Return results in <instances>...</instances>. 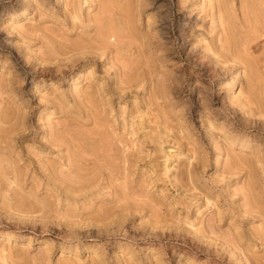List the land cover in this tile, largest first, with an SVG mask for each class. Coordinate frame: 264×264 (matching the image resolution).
Segmentation results:
<instances>
[{
	"label": "rangeland",
	"instance_id": "obj_1",
	"mask_svg": "<svg viewBox=\"0 0 264 264\" xmlns=\"http://www.w3.org/2000/svg\"><path fill=\"white\" fill-rule=\"evenodd\" d=\"M247 2L0 0V264H264V2ZM65 126L87 149L108 126L115 172L87 151L76 177Z\"/></svg>",
	"mask_w": 264,
	"mask_h": 264
},
{
	"label": "bare ground",
	"instance_id": "obj_2",
	"mask_svg": "<svg viewBox=\"0 0 264 264\" xmlns=\"http://www.w3.org/2000/svg\"><path fill=\"white\" fill-rule=\"evenodd\" d=\"M253 1V0H252ZM258 1V0H257ZM246 2H247V0H246ZM249 2H251V1H249ZM261 2H264L263 0H261ZM242 3H243V1H242ZM248 3V2H247ZM252 3V2H251ZM255 3V2H254ZM249 4V3H248ZM247 4V5H248ZM247 5H245L244 6V8L246 9V6ZM252 5V4H251ZM249 6V5H248ZM254 6H256V4L254 5ZM253 6V7H254ZM258 6V5H257ZM252 7V8H253ZM257 8V7H256ZM256 8H255V10H256ZM75 9H76V7H75ZM74 9V10H75ZM109 9V8H108ZM108 9H106L105 11H107ZM222 9V8H221ZM254 9V8H253ZM254 10V11H255ZM104 11V12H105ZM260 12V11H259ZM258 11H256V14H258L259 13ZM24 13H26V11L24 10V11H22V12H20L19 13V15H21V14H24ZM247 13V12H246ZM245 13V14H246ZM255 13V12H254ZM253 14V13H252ZM255 14V15H256ZM262 14H263V12H262ZM249 15V17H251L252 15H250V14H248ZM248 15L246 14V19H248L249 17H248ZM263 16H264V14H263ZM262 17V16H261ZM245 18V17H244ZM260 18V17H259ZM264 18V17H263ZM243 19V18H242ZM263 20L264 19H262L261 18V22H263ZM243 21H244V19H243ZM246 21H248V20H246ZM250 25V24H249ZM251 25H253V24H251ZM250 25V26H251ZM258 25V24H257ZM264 25V24H263ZM261 26H259V28H260ZM263 27V26H262ZM261 27V28H262ZM113 28V27H112ZM111 30V26H110V22L109 23H106L105 25H103V26H101L100 25V27H99V32H100V34H101V36H100V40H102L103 41V44H104V41H106V40H108L107 38H108V36L110 37L111 35H109V32H111L110 31ZM113 30V29H112ZM230 35V34H229ZM226 36V38L228 39V38H231L232 36ZM115 36V35H114ZM116 36H118V35H116ZM97 37V36H96ZM112 37V36H111ZM110 37V38H111ZM234 38H235V36H233ZM96 39H98V38H96ZM116 40V39H115ZM231 40V39H230ZM237 40V39H236ZM109 41V40H108ZM232 41V40H231ZM110 42V41H109ZM109 42L107 43V44H109ZM234 42V41H233ZM237 42V41H236ZM232 44H234V43H232ZM102 46V45H101ZM111 46V45H110ZM249 46V45H248ZM105 49H106V47L105 46H103ZM108 47V46H107ZM100 48V47H99ZM108 49V48H107ZM100 50H102V48L100 49ZM100 52H102V51H100ZM104 52V51H103ZM102 52V53H103ZM92 53V52H91ZM93 56V55H92ZM86 57V56H85ZM80 58V57H79ZM86 58H88V57H86ZM92 60V59H91ZM95 60V59H94ZM90 61V60H89ZM94 63H96V62H94ZM239 79V74L238 73H236L234 76H232L231 78H230V81L228 82L229 84H231V87H233L234 85H233V83H235V81H237ZM93 98V97H92ZM94 99V98H93ZM96 102V101H95ZM98 105V104H97ZM96 108H97V106H96ZM95 110H98V108L97 109H95ZM98 112V111H97ZM101 112H102V110H101ZM100 112V114H102ZM97 119V118H96ZM109 120V119H108ZM96 121V120H95ZM98 123V122H97ZM101 123V122H100ZM71 124H73L72 122L71 123H69L68 125H70V126H72ZM70 126H65V130L67 129L68 131H65L64 133H62V134H60V135H56V136H54V138H55V143H57V145H64V147L65 148H67L68 150H69V152H68V154H67V163L69 164V169H70V171H74L75 170V172H76V177H79V178H82V173H83V167H84V165L83 164H89V162L91 163V160H92V162H93V160H96V158L98 157V156H103V160H104V162L102 163L101 161V163L102 164H104L105 163V165H103V167L102 168H100L99 166H98V168L96 169V171H98V172H100V173H104V172H108V173H114L115 172V167H114V163L116 162V159H115V162H114V160L112 161V157L110 156V155H112L113 156V152H114V146L115 147H117L114 143V141H115V138H114V141L113 142H111L110 141V139H111V136H110V131L108 130L107 131V129H109V128H107V129H104V127H97V128H95V131H93V134L94 135H97L98 136V138H97V140H98V143H96V142H94V143H91L92 144V147H91V149H87L86 148V146L85 145H83L84 143H82V142H84V140H85V134H89L90 135V133L88 132H84L85 134H83L82 133V136L80 135V137L78 138V137H76L77 135H78V132H80L79 130H76L75 128H72V127H70ZM96 126H99V125H97L96 124ZM109 126V125H108ZM108 126H106V127H108ZM105 127V128H106ZM110 127V126H109ZM94 130V129H93ZM81 134V133H80ZM114 136H116L115 134L113 135V137ZM83 138H84V140H83ZM79 140L78 141V143H77V141L76 140ZM118 138H116V140H117ZM113 140V139H112ZM118 140H120V139H118ZM99 141H101V142H103L102 144H99ZM86 144V143H85ZM118 144V143H117ZM88 145V144H87ZM119 145V144H118ZM120 146V145H119ZM118 146V147H119ZM89 148V147H88ZM122 149V148H121ZM120 148H119V151L121 150ZM118 149H116V152H118L117 151ZM91 152L93 155H95V156H97V157H94L93 156V158H91V157H88L87 155H86V152ZM121 152V151H120ZM120 152H118V154H115V158L116 157H118V155L120 154ZM88 153V154H89ZM90 153V154H91ZM117 155V156H116ZM121 155H122V152H121ZM101 156V157H102ZM120 156V155H119ZM127 156V155H126ZM100 157V158H101ZM99 158V157H98ZM100 158H99V160H100ZM88 162V163H87ZM98 162V161H97ZM94 163H95V161H94ZM99 163V162H98ZM100 163V164H101ZM116 164V163H115ZM95 165V164H94ZM102 166V165H101ZM95 168H96V166H95ZM82 172V173H81ZM84 174V173H83ZM84 176V175H83Z\"/></svg>",
	"mask_w": 264,
	"mask_h": 264
}]
</instances>
